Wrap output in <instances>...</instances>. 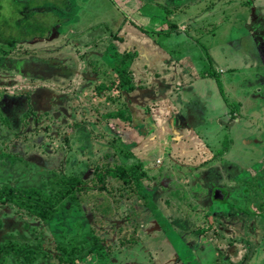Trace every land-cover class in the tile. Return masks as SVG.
Here are the masks:
<instances>
[{
    "label": "rangeland",
    "instance_id": "374dc122",
    "mask_svg": "<svg viewBox=\"0 0 264 264\" xmlns=\"http://www.w3.org/2000/svg\"><path fill=\"white\" fill-rule=\"evenodd\" d=\"M73 4L88 7L79 12L82 42L62 32L33 41L30 34L45 37L49 25L67 21ZM0 7V245L11 250L0 264H264V0H1ZM174 50L202 54L192 61L199 76L174 61L180 81L167 76L161 58ZM124 66L134 73L132 90L97 93ZM158 69L165 73L151 77ZM201 71L212 74L215 92L206 96L220 106V125L202 126L203 115L191 112L210 111L194 104L199 92L185 89L184 79L204 86ZM140 84L152 88L143 95ZM185 98L193 103L183 106ZM199 128L218 134L209 138L216 144L208 147ZM161 144L172 150L170 162L151 160ZM121 168L129 182L113 174ZM72 175L85 189L78 200L57 198L55 207L63 206L53 219L16 203L39 196L19 189L50 196Z\"/></svg>",
    "mask_w": 264,
    "mask_h": 264
},
{
    "label": "crops",
    "instance_id": "0c3cea01",
    "mask_svg": "<svg viewBox=\"0 0 264 264\" xmlns=\"http://www.w3.org/2000/svg\"><path fill=\"white\" fill-rule=\"evenodd\" d=\"M1 1V0H0ZM77 4V3H76ZM1 8V7H0ZM72 10H73V14H71V15H69V19L67 20V21H65V20H62V19H58V21H57V24L56 25H49V31H48V34H47V36H45V37H40V36H36L35 38H34V34H30L29 36L31 37V38H33L34 40L33 41H37L38 43H50L51 41H54L53 39H55V38H57V37H59L60 36V34H61V32L64 34V35H67V39L69 38H71V39H74V41H72L73 43H78L79 41L80 42H82V40H80V38H82V37H80L81 35H82V32L81 33H79L78 34V32H79V22H80V16H79V12L81 11V10H88V7H78L77 9H76V5L75 4H73L72 5ZM90 8V7H89ZM1 10V9H0ZM104 11H106V10H104ZM88 12H93V11H88ZM103 12V11H102ZM108 20H111L112 22H114L115 21V16H112L111 15V18H109ZM220 21V20H219ZM122 23H124V18H122L121 19V21H119V23H118V25H113V26H119V28H121L122 26ZM108 25H107V27L109 28V25H110V23H109V21H108V23H107ZM69 27H71V28H74L73 29V31H70L69 33H67L66 32V30H67V28H69ZM92 27V26H91ZM82 28V27H81ZM77 29V30H76ZM79 35V36H78ZM84 35V34H83ZM92 41H97V40H92ZM187 41H189V40H187ZM186 41V42H187ZM192 42H194V41H190L189 43H191L192 44ZM193 45V44H192ZM194 46V45H193ZM172 56H168L167 58H164V57H162L161 59L163 60V62H161L160 63V66L163 64V66H164V69H166V71L165 72H167V76H169L170 75V77H172L173 76V82L174 83H178L180 80H177L178 78H177V76L174 74V70H172V68H173V66H170V63L172 62V61H174V63L176 64V67H177V69L179 70V72H181V70H184V72H187V68H189V67H191L192 68V70H193V72H194V74L195 75H198L197 74V71H198V69H196V65H198V64H196L195 63V67L193 66V62H196V60H202V54H200V56L198 57V58H192L190 55H188V54H186V57H181V53H177V50H174V52L172 51V54H171ZM125 57V56H124ZM123 57V58H124ZM106 59H111L110 57H109V55H108V57H105ZM157 59V58H156ZM193 61V62H192ZM177 63H178V65H177ZM162 69H158V70H156L155 71V74H153L154 72H152V74H153V76H151V77H155L156 78V76H160L161 74H162V72H164V71H161ZM227 70H231L230 68H228ZM102 72L103 73V75L104 74H106V71L105 70H99L97 67L95 68V72ZM130 71H131V74H130V77H131V79L133 80V78H134V73H133V71H132V69L130 68ZM164 72V73H165ZM214 73H215V71H213ZM188 73V72H187ZM201 74H202V76H200L201 78H198V85H199V83H205L204 84V86H199L200 88H198V87H196V86H194V87H187V85H190L189 83L191 82V81H194V79H189V80H187V81H185V79H184V83H185V86H186V88L185 89H187L186 90V92L187 91H189V93L190 94H193V95H195V92H199V95L197 96V98H195V100H194V104H196L195 102L196 101H198V104H199V107H201V108H209L210 109V111H208L209 112V114H207V113H204V112H202V111H200L199 109H195L194 110V108H192V110H191V112H192V114H193V112H194V116H196L197 114H199V115H203V116H201V118H200V121H203L202 122V126H204V125H206V124H211V122H214V124H217V125H220L221 124V122H222V119H221V117H220V112H219V109H220V106H219V104L217 105L214 101H213V99H212V101H210L209 99H208V97L206 96V93L207 94H209V93H212V92H215V89H214V87H213V83L211 82L212 81V78H211V75L212 74H207L205 71L204 72H202L201 71ZM151 75V74H150ZM163 75V74H162ZM166 75V74H165ZM185 76V75H184ZM199 76V75H198ZM167 79V78H166ZM202 79V80H201ZM168 80V79H167ZM182 80V79H181ZM153 81H155V80H153ZM157 81H158V78H157ZM154 84H156V82H154ZM133 84H132V82H131V86H132ZM140 86L142 87V94L144 95L145 94V92L147 93V91L149 90V86L147 87L146 86V84H140ZM152 88V87H151ZM150 88V89H151ZM201 89V90H200ZM124 90V89H123ZM132 90V87H131V89L130 90H128V91H131ZM144 90H147V91H144ZM125 91V90H124ZM127 91V90H126ZM144 91V92H143ZM202 92V93H201ZM177 93H181V92H177ZM189 94V95H190ZM143 95H142V97H143ZM152 97H154V96H149V98H152ZM160 97H163V95H161ZM160 97H157V96H155V100H152V101H158V99H160ZM198 97H199V99H198ZM103 97H100V99H102ZM108 98H109V96H107L106 97V99L104 100V102H108L109 100H108ZM144 98V97H143ZM180 100H182L183 101V106H187V103H185L184 102V100H186V101H188V103L189 104H192L193 102L191 101V100H189V99H187V98H185V99H180ZM100 102V101H99ZM109 103V102H108ZM211 103V104H210ZM93 104H95V100H94V102H93ZM138 104V102L137 103H135V105L134 106H136ZM124 107V106H123ZM177 107H181V105L179 104V103H177ZM138 109H140L139 108V106H138ZM196 111V112H195ZM215 111H217V112H215ZM182 112V114L185 116V113H186V111H181ZM214 114V115H213ZM211 115H213L212 117H215L214 119L212 118V117H210ZM194 116H193V121H195V118H194ZM207 118H210V121H208L207 120ZM197 120V119H196ZM205 120H207V121H205ZM201 123V122H200ZM226 125V124H225ZM213 129V128H212ZM217 129H218V131H220L219 130V128L217 127ZM189 131V130H188ZM199 132L201 133V136H199V137H204L205 139H206V141H207V144H208V142H211L212 144H211V146L212 145H215L216 144V142L217 141H215V142H213V140L212 139H210L209 140V138L210 137H213V135H215V136H217L218 134H215V132H211L210 133V135H206V133L205 132H203L202 130H201V128H199ZM147 134L145 135V136H148V135H150L149 134V132H146ZM144 136V135H143ZM200 139V138H199ZM231 139H233V137L232 136H230V134L228 133V136H227V138H226V140H229L230 142H231ZM223 143H226V142H223ZM210 144V143H209ZM208 144V147H210V145ZM190 145V144H189ZM191 145H194V144H191ZM223 147H224V145H223ZM222 148V147H221ZM220 148V149H221ZM219 149V150H220ZM172 153V150H168V147L167 146H163L162 144L159 146V147H154L153 148V150H152V158H151V160H156V162H160L161 163V160H162V158H164L165 156L168 158L169 157V153ZM150 155H151V153L149 152V155L148 156H146V158H149L150 157ZM162 157V158H161ZM145 158V155H144V157H142V160ZM168 160H169V158H168ZM144 162V161H143ZM169 162H170V160H169ZM140 164L142 165V163L140 162ZM6 243V242H5Z\"/></svg>",
    "mask_w": 264,
    "mask_h": 264
},
{
    "label": "trees",
    "instance_id": "16d2710c",
    "mask_svg": "<svg viewBox=\"0 0 264 264\" xmlns=\"http://www.w3.org/2000/svg\"><path fill=\"white\" fill-rule=\"evenodd\" d=\"M124 59L126 62V60H127L126 55H125ZM22 62L23 61L18 62L17 66L24 67V65H22ZM105 71H106V74H104V76H106V77L113 76L112 74H108L107 70H105ZM117 72H118L119 80H114V79L108 80V81L105 80L104 82L100 83V86L96 89L97 93H101V91H103V90L111 91V90H114L115 88L116 89L118 88L120 90L125 88L127 91L131 89V87H132L131 86V77H130L131 71L128 68V66L127 67L124 66L123 68H117ZM109 78L111 79V77H109ZM120 95H121V93L119 92L118 96H120ZM0 97H2V95H0ZM92 98H93V96H92ZM113 99H114L113 97L112 98L109 97L108 102H111ZM27 118H29V115H28V113H25V115L23 117V121H25L26 124L28 123ZM120 171L121 170H119L118 173L116 172L113 174H116L120 177H124L125 182H127V181L129 182L130 180H128V178H127V176H130L128 171L126 169H122V171L121 172ZM108 172L109 171H107L106 173H102V175L100 176L102 181L104 180L105 175L108 174ZM59 182L61 184H60V188H59L58 192L55 191V193L51 194L50 196L44 195L43 192L38 191L36 189H31V188H29L27 190L19 189V191L21 193H23L27 196H32L35 193L39 194V196L36 198L28 197V199L17 198L16 203L19 205L20 208L27 210V211H30V214H37L38 216H40L45 221L51 220L55 217V215L58 212H60L62 210L63 205H61L60 207H55L57 198L62 200L65 196H70V199L78 200L79 199V197H78L79 191H82L85 189L83 180L80 179L79 176H76V175H72V176L66 177L64 179H60ZM62 190H64L63 193L61 192ZM39 192L42 195H40ZM52 196L54 197L53 200L48 199ZM3 198H5V200L8 199L6 197H3ZM8 200H11V199H8ZM1 222L2 221H0V224H1ZM206 230L207 229H203V233ZM96 240H97V237H96ZM8 246H9L8 242L4 243L3 245H0V261L3 259V257L5 255L11 254L10 248H8V249L6 248ZM11 246H13L12 248L15 249V252L19 253V250H20L19 246H17L15 243ZM60 248L62 249V251H65L67 253L71 252V255L76 250V248H74V247H73L72 251H70L68 248H65V247H60ZM30 254H32V252L24 251L21 254V256H26L28 263H30V260H31ZM73 258L74 257L70 256L69 260L72 261V260H74ZM62 259H63V257H62Z\"/></svg>",
    "mask_w": 264,
    "mask_h": 264
},
{
    "label": "water",
    "instance_id": "95a60500",
    "mask_svg": "<svg viewBox=\"0 0 264 264\" xmlns=\"http://www.w3.org/2000/svg\"><path fill=\"white\" fill-rule=\"evenodd\" d=\"M221 192H222L221 189H217L216 192H215V196H216L217 198L223 200V199L225 198L226 193H225V192H224V193H221Z\"/></svg>",
    "mask_w": 264,
    "mask_h": 264
},
{
    "label": "clouds",
    "instance_id": "9594fccd",
    "mask_svg": "<svg viewBox=\"0 0 264 264\" xmlns=\"http://www.w3.org/2000/svg\"><path fill=\"white\" fill-rule=\"evenodd\" d=\"M226 193V192H225Z\"/></svg>",
    "mask_w": 264,
    "mask_h": 264
}]
</instances>
